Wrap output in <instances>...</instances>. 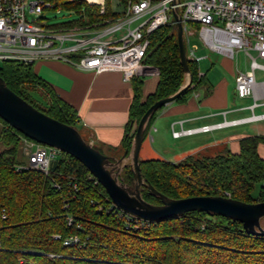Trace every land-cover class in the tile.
I'll return each instance as SVG.
<instances>
[{
    "label": "trees",
    "instance_id": "16d2710c",
    "mask_svg": "<svg viewBox=\"0 0 264 264\" xmlns=\"http://www.w3.org/2000/svg\"><path fill=\"white\" fill-rule=\"evenodd\" d=\"M49 1L56 4L55 8L62 6L78 16L57 26L61 28L101 29L123 16L112 12L109 0L102 7L85 0ZM128 1L118 0L123 7ZM175 33L167 26L149 37L143 64L158 70V83L155 92L141 101L142 81L132 80L133 100L124 150H130L136 125L147 109L183 87L185 75ZM187 63L191 82L176 100L205 82L198 75L196 63ZM0 78L38 111L79 129L75 110L36 76L33 65L2 62ZM39 89L46 99L45 106H38L28 94ZM160 109L148 119L144 137ZM0 122L5 126L0 135V264H264V237L247 234L241 223L216 215L190 212L152 222L147 229L125 231L122 221L111 211L104 189L69 155L61 153L60 160H52L47 176L28 168L17 171V166L27 167L18 158L24 137ZM261 144L264 136H249L240 141L236 154L225 151L195 159L189 156L176 163L140 160L141 177L173 200L215 196L243 203L264 202V160L257 152ZM128 175L131 179V169ZM257 185L258 194L253 197ZM141 197L152 205L160 203L145 188H141ZM261 225L264 228V219ZM55 236L59 239L54 240ZM74 236L83 248L63 245Z\"/></svg>",
    "mask_w": 264,
    "mask_h": 264
},
{
    "label": "built area",
    "instance_id": "2783aa9c",
    "mask_svg": "<svg viewBox=\"0 0 264 264\" xmlns=\"http://www.w3.org/2000/svg\"><path fill=\"white\" fill-rule=\"evenodd\" d=\"M55 7L56 4L49 0H0L1 63L10 61L28 66L54 60L79 71L119 73L125 83H131L139 76H158L156 68L143 64L150 45L149 37L161 27L174 29L176 15L181 21L184 45L196 34L209 52L235 60L237 54H243L248 61V69L243 71L238 65L235 69L237 98H264V83L256 79V72L264 75V0H129L124 6L123 16L101 29L52 27L39 18L26 17L27 10L31 15L39 16L45 10H55ZM135 21L139 23L132 28ZM257 106L254 103L249 109ZM260 120H264V115L196 129L180 128L179 131L172 130L171 135L177 139ZM58 152L23 138V153L28 165L17 166L16 170L28 168L47 176L50 162ZM54 188L58 187L54 185ZM63 209H67V204ZM110 209L122 221L125 231L147 229L152 223L112 203ZM67 222L71 224L70 217ZM53 239L58 240L59 237ZM63 245L84 247L75 236L66 239Z\"/></svg>",
    "mask_w": 264,
    "mask_h": 264
},
{
    "label": "crops",
    "instance_id": "0c3cea01",
    "mask_svg": "<svg viewBox=\"0 0 264 264\" xmlns=\"http://www.w3.org/2000/svg\"><path fill=\"white\" fill-rule=\"evenodd\" d=\"M85 1L89 5L101 7L105 0L100 2H97V0ZM119 7L121 6L118 0H116L115 7L110 3V8L114 13H123L119 10ZM138 23L139 21H135L131 24V27L134 28L133 25H138ZM191 29H194V27L192 26ZM184 46L188 60L196 63L198 75L203 77L205 82L201 87L192 90L180 100L175 99L163 106L151 120L147 133L159 132V142H165L167 141L166 138H169L172 141L181 140L191 144L189 148L177 152L169 146H163L160 142L161 147L158 145L159 151L163 152L165 156L173 155L171 159H174L175 155L180 157L186 153L189 156L194 154L210 156L225 151L236 154L239 152L240 141L249 136L237 134L231 137L228 136L230 130H234L235 133L240 131L239 129L242 126L263 120L224 127L209 133L184 135L177 139L171 135L172 130L179 131L180 128L183 130L196 129L222 123L223 121L246 119L252 115H264V112L255 113L258 109L264 108L263 96L261 98L257 96V100H254L255 97L246 98L250 100V104L245 107L229 108L227 74L233 75L234 68H237L235 59H229L220 54L218 55V61L217 58L213 59L207 55L209 51L201 45L196 34L190 37ZM233 60L236 62L235 66ZM33 69L36 76L51 88L59 100L75 110L79 120V129L87 133L88 142L92 146L96 145L102 154L105 153L104 151H107L106 154L108 155H120L123 152V141L129 124V110L133 100L131 83L123 82L119 73L94 74L76 70L69 65L54 60L37 62L33 65ZM258 73L262 74L256 72V75ZM137 78L142 81L141 101H144L155 92L158 76L144 75ZM187 80L188 78L185 77L183 86L186 85ZM233 92L236 97L235 83ZM254 103L258 106L250 110L249 107ZM242 111H249L251 114L238 116ZM4 127L3 123L0 122V135L4 131ZM130 133H132V130ZM253 136H264V133L257 132ZM258 151L259 149H257ZM165 159L167 161V158ZM168 162H171V160L168 159Z\"/></svg>",
    "mask_w": 264,
    "mask_h": 264
},
{
    "label": "water",
    "instance_id": "95a60500",
    "mask_svg": "<svg viewBox=\"0 0 264 264\" xmlns=\"http://www.w3.org/2000/svg\"><path fill=\"white\" fill-rule=\"evenodd\" d=\"M179 59L182 71L188 78L186 85L174 95L152 104L136 125L131 147L124 150L118 160L105 157L91 144L85 142L77 128L63 124L38 111L13 93L0 78V119L14 131L36 144L53 148L81 163L104 189L117 208L143 220L158 222L190 212L205 213L239 222L247 234L264 237L261 225L264 219V202L243 203L225 197L202 196L173 200L157 192L141 177L139 152L144 130L150 116L182 95L191 82L185 52L180 18L174 15ZM129 166L132 183L120 179L121 172ZM141 188L159 200L158 205L147 203L141 197Z\"/></svg>",
    "mask_w": 264,
    "mask_h": 264
},
{
    "label": "rangeland",
    "instance_id": "374dc122",
    "mask_svg": "<svg viewBox=\"0 0 264 264\" xmlns=\"http://www.w3.org/2000/svg\"><path fill=\"white\" fill-rule=\"evenodd\" d=\"M30 2H42L43 0H27ZM101 0H97V2H100ZM68 2V1H67ZM109 2L115 7L116 5V0H109ZM121 6V5H120ZM119 10L124 12V8L121 6L119 7ZM26 17L27 19H37L39 18L40 20L44 21V23L48 26H52V27H57L61 24L67 23V22H72L74 20L78 19V16L70 9H66L61 7H57L55 10H45L43 11V13L39 16H35V15H31L28 13V10L26 11ZM137 24H134L133 26H136ZM175 32V30H174ZM176 34V33H175ZM207 55H209L210 57H212L213 59L217 58L218 61V55L216 53L213 52H207ZM211 59V58H210ZM236 62L238 65V68L245 71L246 69H248V61L244 58V56L242 54H238L236 56ZM235 60H233V64L235 66ZM0 66H1V62H0ZM235 68L233 71V75H229L227 74V80H228V87H229V108H242L245 107L247 105L250 104V100L248 99H243L240 100L237 97L234 96V92H233V87H234V78H235ZM256 79L257 81H263L264 82V75L258 73L256 75ZM29 96L31 97V99L38 105V106H45L46 105V99L43 97V92H41V90H35L32 92L28 93ZM264 112V108H262L261 110L258 109L257 111H255V113H261ZM251 113L249 111H242L240 112V114L238 116H247L250 115ZM81 137L83 138V140L87 143L88 142V135L84 130L78 129ZM240 131H236L235 133L233 132L234 130H230V133L228 136H236L237 134H245V136H253L255 135V133L257 132H261L264 133V120L258 123H253V124H247L246 126H242L240 129ZM233 132V133H232ZM170 137V136H169ZM167 141L163 142L160 141L162 143L163 146H169L170 148L174 149L177 152L183 151L186 148H189V146H191L190 143L188 142H184L181 140L178 141H172L169 138H166ZM155 141V142H154ZM158 142V143H157ZM159 142V132L155 133V132H151L150 134H146L141 148H140V152H139V159L140 160H156V159H164L167 158L171 160L172 163L175 162H179L183 159H185L186 157H189V155L186 153L183 156L179 155H175L176 157H173L174 159H171L173 155H167L165 156L163 152L159 151V147L158 145L161 147V143ZM90 144V143H89ZM167 144V145H166ZM95 149L98 150V147L95 145L93 146ZM259 151L258 154L260 156V158L264 159V145H259L258 146ZM164 148V147H163ZM166 149V148H165ZM105 153H103V155L105 157H109L112 158L114 160H118L120 159V157L122 156L123 152L120 155H108L106 154L107 151H104ZM216 154H211L210 156H215ZM193 156V158H198L199 156H202V154L197 155H191ZM19 162L22 165L27 166L28 165V159L26 158V156L24 155L23 151L21 150L20 154H19ZM62 158V155L60 152L57 153L56 157L53 159V161H58ZM130 171V169H126L123 170L121 172L120 178L123 179L125 181V184L130 185L132 183L131 179L129 178L128 172ZM258 189H259V185H257L255 187V190L253 192V197H255L258 194ZM144 191V190H143Z\"/></svg>",
    "mask_w": 264,
    "mask_h": 264
},
{
    "label": "bare ground",
    "instance_id": "6f19581e",
    "mask_svg": "<svg viewBox=\"0 0 264 264\" xmlns=\"http://www.w3.org/2000/svg\"><path fill=\"white\" fill-rule=\"evenodd\" d=\"M90 2H94V1H90Z\"/></svg>",
    "mask_w": 264,
    "mask_h": 264
}]
</instances>
